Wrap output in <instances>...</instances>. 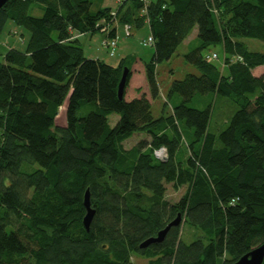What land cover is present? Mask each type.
Here are the masks:
<instances>
[{
	"label": "trees",
	"instance_id": "trees-1",
	"mask_svg": "<svg viewBox=\"0 0 264 264\" xmlns=\"http://www.w3.org/2000/svg\"><path fill=\"white\" fill-rule=\"evenodd\" d=\"M101 1L7 0L0 8V34L8 21L28 31L22 50L0 53V264H133V255L146 264H233L264 243V76L252 73L264 51L242 40L264 41V0H118L115 9ZM32 4L41 16L29 13ZM116 23L130 35L149 28L151 98L160 95L157 64L196 28L185 56L200 73L171 82L170 111L153 116L144 93L125 99L133 57L117 65L85 57L76 34L111 26L114 39ZM216 45L220 53L207 60L212 53L202 51ZM66 98L64 125L56 124ZM221 100L235 110L217 129L212 109L230 108ZM135 133L148 138L126 147ZM162 146L164 160L154 155ZM168 185L185 188L178 200L167 198ZM177 215L162 241L139 247ZM184 226L194 230L189 243Z\"/></svg>",
	"mask_w": 264,
	"mask_h": 264
},
{
	"label": "rangeland",
	"instance_id": "rangeland-1",
	"mask_svg": "<svg viewBox=\"0 0 264 264\" xmlns=\"http://www.w3.org/2000/svg\"><path fill=\"white\" fill-rule=\"evenodd\" d=\"M118 0H102L99 3V6L101 7H111L112 9H115L117 6ZM96 1L95 3H97ZM42 6L38 4H32L31 8L29 9V13L34 16H41L42 15ZM118 24V23H117ZM111 26L106 27L103 32L97 31L93 34H81L79 36V40L81 42L84 55L87 58H101L104 60V62L110 64V65H117L120 59V47L124 44V47L126 48L127 45L135 46L138 48V51L141 53H144L145 55L148 53V50L151 49V45L143 44V41H146V39L149 36V28L147 25L142 26L139 29L133 28L132 34L129 36H126L124 27L121 26V24L117 25V41L118 46L114 48V54L112 56L109 55V50L106 46H104L103 41L105 39H109L107 37V32ZM23 35H21V34ZM28 37V31L23 29L22 27H19L12 23L11 21H8L5 25L2 33L0 34V53H4L7 48L15 47L18 49H23L26 43ZM242 40L246 43L249 50L253 51H264V41L255 39V38H247L242 37ZM118 49V51H117ZM185 51V52H183ZM216 52L217 54L220 53L221 48L219 46H210L207 48L204 52ZM188 53V50L184 49V47H178L177 51L173 54V56L167 60L163 61L161 63H158L156 66V74L158 83H167L168 79L173 76L175 79L184 78L185 74L192 71L190 63L187 64L186 54ZM130 59V58H129ZM215 63H218L219 60L215 61ZM263 70V71H262ZM262 71V72H261ZM255 74L258 76L263 75L264 76V67L261 69H257L254 71ZM171 103L172 100H169ZM165 99L164 101L162 99L156 100L154 106L152 107V115L157 117L161 113V110L165 108L166 113L170 111L169 106L165 105ZM232 102V101H231ZM67 104V98L64 100L59 113L57 117L55 118V123L64 125V110ZM197 101L190 102V106H196ZM228 109L221 107V104L218 102L216 106L212 109L211 114V122L214 124V127H217V129H221L225 126V119L226 121L228 118L232 115L233 111L235 110V105L232 102V104L229 102ZM228 110V111H227ZM162 113V114H163ZM161 115V114H160ZM118 119L117 114H111L109 116V124L113 126ZM216 125V126H215ZM136 135V134H135ZM135 135L131 138H129L124 144L126 147H129L132 142L135 140ZM137 136V135H136ZM185 188L181 187L180 189L174 190L169 185L167 186V198L170 201H176L179 199V197L183 194ZM191 228H188L187 226H184L182 228V240L186 243H189L192 239V230ZM197 234L199 232L197 231ZM133 264H146L148 259L140 257L138 255H133L132 257Z\"/></svg>",
	"mask_w": 264,
	"mask_h": 264
},
{
	"label": "crops",
	"instance_id": "crops-1",
	"mask_svg": "<svg viewBox=\"0 0 264 264\" xmlns=\"http://www.w3.org/2000/svg\"><path fill=\"white\" fill-rule=\"evenodd\" d=\"M117 25L118 24L116 23L113 26V27L116 28V32H115L116 33L115 38H116V42H117L116 46H118ZM132 29H133V27H131V33H132ZM196 34H197V30H196V28H194L193 31L190 33V35L181 43V45L179 47H182V48L184 47V49L188 50V52H189L195 46ZM76 36H80V34H76ZM143 44L145 45L144 41H143ZM148 45H150V44H148ZM117 51H118V49H117ZM204 51H202L204 54L213 53V52H208V51L204 52ZM119 52L121 54L120 58H122V57H133L134 58L133 62L131 64V68H130V78H129L128 84H127V86L125 88V99L126 100H131L133 98H138L142 93H144L146 95V97L151 102V110H152V107L154 106V104H155L156 100H158V98L162 99L164 101V96H166V94L168 93V88H169L171 82L175 78H173V76L170 77L168 79L167 83H161L160 82L159 83L160 95L158 97L151 98L149 90H148V86H147V81H146V78H145L144 64H145V62L149 61L150 58L152 57V54H153L152 46H151V49L148 50V53L146 55L144 53H141L140 51H138L137 47H135V46L132 47L130 45H127L126 48H125L124 44L120 47ZM183 52H185V51H183ZM186 61H187V64L190 63L191 68H192V71H190L189 73L199 75L200 72H199L198 68L191 61H189L188 59ZM262 67H264V66H258L256 68H254L252 70V73L255 76H258L257 74L254 73V71L257 70V69H261ZM179 79H182V78H179ZM137 88H140V91H137ZM170 98L174 102H179L180 101V96H178L177 94H173L172 96H170ZM199 98L201 100H203V101L208 103V101H210L211 98H212V94H205V95L199 96ZM221 103H223L224 106H226V105L229 106L230 105L229 102L226 101V100H221ZM163 112H165V108H163L161 110L160 114H162ZM135 134H133V136L135 135V140H134V142H132L130 144V146L133 145L137 140H139L141 138H148L147 135H144L142 133H135Z\"/></svg>",
	"mask_w": 264,
	"mask_h": 264
},
{
	"label": "water",
	"instance_id": "water-1",
	"mask_svg": "<svg viewBox=\"0 0 264 264\" xmlns=\"http://www.w3.org/2000/svg\"><path fill=\"white\" fill-rule=\"evenodd\" d=\"M7 0H0V8L6 3ZM128 73V68L123 67L120 81L118 84V91L117 95L119 98L123 96V90L125 87L126 76ZM83 206L86 209V213L83 217V225L85 226L86 230L89 228L90 221L94 214V209L90 206V199H89V192L88 190L85 191L83 196ZM180 223V215H177L172 221H170L163 229H161L156 236L149 237L143 242L140 243V248H145L152 243L160 242L164 239L167 231L172 226H177ZM264 260V243L261 245L251 249L249 252L241 256L238 260H236L233 264H262Z\"/></svg>",
	"mask_w": 264,
	"mask_h": 264
},
{
	"label": "built area",
	"instance_id": "built-area-1",
	"mask_svg": "<svg viewBox=\"0 0 264 264\" xmlns=\"http://www.w3.org/2000/svg\"><path fill=\"white\" fill-rule=\"evenodd\" d=\"M113 14V13H112ZM124 31L126 35H129V25L125 24L124 26ZM105 30V28L103 29ZM145 44H152V37L149 35L148 38L146 39V41H144ZM104 46L107 47V49L110 51L109 54L113 55L114 54V48L116 47V39H108V40H104L103 41ZM216 57L215 53H212L210 55H206L205 58L207 60H211L213 58ZM231 60H235V59H231ZM241 60V59H238ZM154 155L156 158L160 159V160H164L167 157V151L165 147H159L157 149L154 150Z\"/></svg>",
	"mask_w": 264,
	"mask_h": 264
}]
</instances>
